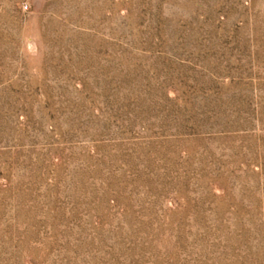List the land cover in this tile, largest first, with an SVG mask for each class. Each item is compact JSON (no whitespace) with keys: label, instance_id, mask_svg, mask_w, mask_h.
<instances>
[{"label":"rangeland","instance_id":"1","mask_svg":"<svg viewBox=\"0 0 264 264\" xmlns=\"http://www.w3.org/2000/svg\"><path fill=\"white\" fill-rule=\"evenodd\" d=\"M0 264H264V0H0Z\"/></svg>","mask_w":264,"mask_h":264}]
</instances>
